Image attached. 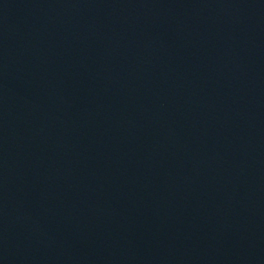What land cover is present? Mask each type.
I'll use <instances>...</instances> for the list:
<instances>
[{
  "label": "water",
  "instance_id": "95a60500",
  "mask_svg": "<svg viewBox=\"0 0 264 264\" xmlns=\"http://www.w3.org/2000/svg\"><path fill=\"white\" fill-rule=\"evenodd\" d=\"M0 264H264V0H0Z\"/></svg>",
  "mask_w": 264,
  "mask_h": 264
}]
</instances>
